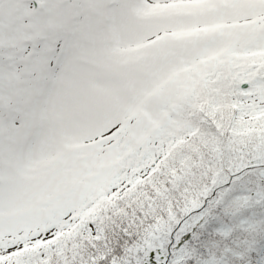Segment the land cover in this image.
I'll return each mask as SVG.
<instances>
[{
  "label": "snow or ice",
  "instance_id": "1",
  "mask_svg": "<svg viewBox=\"0 0 264 264\" xmlns=\"http://www.w3.org/2000/svg\"><path fill=\"white\" fill-rule=\"evenodd\" d=\"M0 264H264V0H0Z\"/></svg>",
  "mask_w": 264,
  "mask_h": 264
}]
</instances>
